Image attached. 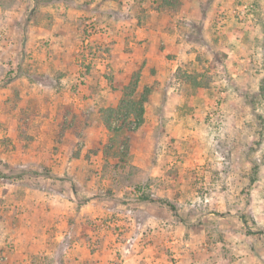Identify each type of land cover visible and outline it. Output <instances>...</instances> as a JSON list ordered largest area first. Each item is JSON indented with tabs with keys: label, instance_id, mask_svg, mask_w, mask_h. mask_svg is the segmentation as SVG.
<instances>
[{
	"label": "rangeland",
	"instance_id": "374dc122",
	"mask_svg": "<svg viewBox=\"0 0 264 264\" xmlns=\"http://www.w3.org/2000/svg\"><path fill=\"white\" fill-rule=\"evenodd\" d=\"M0 264H264V0H0Z\"/></svg>",
	"mask_w": 264,
	"mask_h": 264
},
{
	"label": "crops",
	"instance_id": "0c3cea01",
	"mask_svg": "<svg viewBox=\"0 0 264 264\" xmlns=\"http://www.w3.org/2000/svg\"><path fill=\"white\" fill-rule=\"evenodd\" d=\"M87 88H82L81 90L84 91ZM81 98V106L85 107V106H90V105H95V101L97 102V99L102 101L103 99L101 98V96H98L97 94H92L90 95L89 93V97H87V99H85L84 97H80ZM90 102V103H89Z\"/></svg>",
	"mask_w": 264,
	"mask_h": 264
},
{
	"label": "trees",
	"instance_id": "16d2710c",
	"mask_svg": "<svg viewBox=\"0 0 264 264\" xmlns=\"http://www.w3.org/2000/svg\"><path fill=\"white\" fill-rule=\"evenodd\" d=\"M171 208H172V210H175L174 207H171Z\"/></svg>",
	"mask_w": 264,
	"mask_h": 264
}]
</instances>
